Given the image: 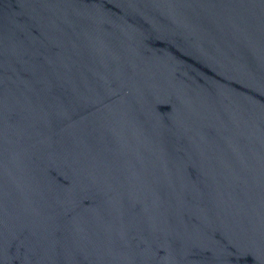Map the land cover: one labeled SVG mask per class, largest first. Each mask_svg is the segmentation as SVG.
Returning <instances> with one entry per match:
<instances>
[{
    "label": "water",
    "instance_id": "95a60500",
    "mask_svg": "<svg viewBox=\"0 0 264 264\" xmlns=\"http://www.w3.org/2000/svg\"><path fill=\"white\" fill-rule=\"evenodd\" d=\"M0 264H264V0H0Z\"/></svg>",
    "mask_w": 264,
    "mask_h": 264
}]
</instances>
